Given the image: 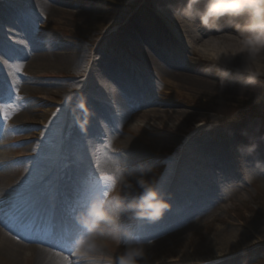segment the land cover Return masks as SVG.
Wrapping results in <instances>:
<instances>
[{
  "label": "bare ground",
  "instance_id": "bare-ground-1",
  "mask_svg": "<svg viewBox=\"0 0 264 264\" xmlns=\"http://www.w3.org/2000/svg\"><path fill=\"white\" fill-rule=\"evenodd\" d=\"M10 1V0H9ZM23 2V7L30 12V15L43 14L45 19H52L53 21H65L71 25H83L90 29H94L100 33L116 31L124 44L131 49V51L141 59L155 73V76L163 82L164 87L162 91H167L170 88H178L188 90L191 92L197 91L201 93H217L226 92L238 89L241 85L237 82L238 79H242L236 71L232 72V75L227 80V86L222 90L219 88V77L215 72L205 73L202 71L203 67L208 63L199 58V56L193 51V44H204L208 47H223L231 49L239 46L240 36L236 30L231 27L226 18L222 17L219 21V29H206L199 25V21H195L196 32H193L191 28L181 19H178L173 10L181 7L185 0H145L152 9H154L155 20L154 23L148 24L147 27L142 28L140 22L135 19V14H129L127 9L130 8L138 0H20ZM207 0H201L198 7L203 8ZM14 6L9 4H0V31L9 35L10 40L17 44H21L22 52L16 56L18 60L22 62V66H26L32 72H40L38 75L43 76L46 74L57 75L61 69L74 67L76 72L84 70V80L82 82L81 90L75 93L74 99L76 103L79 99L86 96L87 91L91 90L94 95L99 96L111 102V106L108 103H103L105 108H109L114 112H122L124 114V120L127 122L128 118L134 120L135 118H145L151 121H161L167 119L176 123L178 120H187L188 114L183 111L168 112L159 111L156 108H161L163 105L154 104L149 101L148 96H145L141 100L138 97H133V83L129 82V91L124 88L125 81H134V78L126 77V75L119 73V69L112 68L108 61L98 58L96 52H92L88 57L83 54L81 48L76 44L65 43L63 41L50 42L42 40H28L27 34L24 32V23H16L13 10H10ZM143 5L140 7L142 9ZM9 10L11 12H9ZM49 21V20H48ZM16 23V24H15ZM37 25V24H36ZM86 25V26H85ZM27 26V25H25ZM118 36V35H117ZM21 39H26L25 43L20 42ZM76 45V46H74ZM180 47V48H179ZM185 49L181 54L180 49ZM9 51V50H8ZM14 59V57H13ZM87 59L89 60L87 63ZM241 56L237 55L231 63L227 65L230 70L237 69L241 64ZM86 63L85 67L81 66ZM7 83L13 85L16 89H27V91H36L40 94L58 95L61 94L57 84H52V88H29V83L22 79L12 78L5 74ZM119 83L120 92L116 93L112 91L113 83ZM81 83V82H80ZM24 84V85H23ZM42 85V84H41ZM264 87V76L260 77L257 86ZM26 91V92H27ZM82 94V95H81ZM71 95V94H70ZM138 95V93H137ZM46 98H51L47 96ZM173 105V106H172ZM172 107L177 105L174 103ZM86 108L88 109L87 105ZM28 111V110H26ZM104 110L97 112L95 117H89V122L86 126L85 133L79 132L84 135L82 141V150L80 152L81 159L76 161L71 166L75 169L73 173L80 174V172H86L89 169L96 168V161L99 156L104 153L96 150V143L91 141V136L99 133L102 127H105L102 113ZM77 114L80 112L77 110ZM75 113V114H76ZM23 118L27 117V114H22ZM196 120V119H195ZM220 129L223 130V139L216 143H200L199 151L204 156L210 158L211 166L220 174L225 168V145L229 142L234 145L241 144L249 145L255 143L257 145L256 150L251 155H245L249 169L256 174V176L264 183V165L258 166L257 161L264 162V136L258 135L252 131V127L247 124L242 126L241 121H231L220 124ZM205 128H211L208 125ZM129 130L142 132L140 127L130 126ZM152 128L150 133L155 134ZM105 137H112L110 131H106ZM177 130L174 127L171 131L167 132V135L159 136L161 141L165 145L174 146L179 141V136L176 134ZM115 137V136H114ZM173 137H177L173 139ZM140 145L146 146L144 138H140ZM195 142L193 136H189L183 140L184 146H192ZM51 142H48L49 144ZM61 147H64L63 142H58ZM122 144L120 148V154H111V156L117 159L128 169L133 168L135 175H139V170L136 169L141 162L147 161V155L140 146H135L129 142L120 140ZM196 144V143H195ZM47 153L46 157H39L36 166L25 165L26 173L18 175L17 172L13 176L9 171H0V264H39L40 248H47L51 251H62L61 257L68 255L67 248L64 247L62 234L58 236L57 231L52 228L48 230L44 229V235L50 234L49 241L43 240H26L32 239L31 237H25L24 239L15 238L14 229L5 222L3 219L11 217L20 219L26 216V212L30 207L28 204L34 206V198L39 193L37 190V179H30L37 175L40 170L42 176L48 173L50 168V162L52 157V151L45 146L42 149ZM242 154V152H241ZM0 154V169L5 165H8L6 158ZM3 158V159H2ZM23 159H25L23 157ZM30 160V159H28ZM3 161V163H1ZM16 163L21 161L20 157L15 158ZM24 161V160H22ZM68 163V162H67ZM66 163V164H67ZM68 166V165H67ZM69 169V167H67ZM68 174V171L65 170ZM74 171V170H72ZM173 172H167L165 175H160L157 179V190L161 188H167L169 194L165 198L168 202L176 200L177 202H183L184 208L180 210L179 214L170 216L166 211L164 215L158 221L149 223L142 219L130 220L129 226L132 231L138 230L139 234H134L136 238L145 242L152 241V245L148 247V264H155L156 258L159 254H162L165 250H172L174 246H184V242L188 235L193 234L195 230L203 226L207 222L217 221L220 224L223 223L219 213L225 207L223 204L225 195L221 191L213 187L204 189L198 194L194 191L185 194H175L174 188L182 185V181H175L173 183V190L170 189V179ZM223 175V173H222ZM38 176V177H39ZM68 179V175H65ZM225 175L221 178L223 181ZM220 181V182H221ZM65 179H59V185L65 184ZM80 183V182H79ZM183 183V182H182ZM68 184V183H67ZM71 184V182L69 183ZM68 184V185H69ZM72 186V184H71ZM70 186V187H71ZM219 189V188H218ZM69 188H65L64 191ZM218 191V192H217ZM75 192V191H73ZM133 193V192H131ZM50 198H55L53 204L56 206L57 200L60 199L58 195H49ZM38 198V197H37ZM42 209H46L44 206V199H37ZM228 202V201H227ZM52 203L50 207L55 209L54 213L58 214L60 208L55 207ZM4 205V206H3ZM14 217V218H13ZM73 228L74 239L82 232L81 227L75 222ZM52 225V224H51ZM252 236L246 233L239 232L232 227H223L219 229H211V235L203 242L206 245L203 247L198 246L193 249L194 252L191 255H186L180 264H244V259L250 251H254L257 248L264 252V236L260 234V230L254 229ZM71 235V234H70ZM69 235V236H70ZM58 236V237H57ZM248 237H252L254 241H248ZM214 238V240H212ZM212 241V242H211ZM211 243V244H210ZM189 247L194 246L191 242H188ZM203 249V250H202ZM65 251V252H64ZM108 252L115 256V252L112 246L108 249ZM187 252V251H186ZM72 253V252H70ZM196 253L204 255L205 258L197 261H191L190 257L195 256ZM64 254V255H63ZM206 255H208L206 257ZM71 264H79L77 259L70 256ZM60 264H64V261H60ZM158 264H163L159 262ZM179 264V263H178Z\"/></svg>",
  "mask_w": 264,
  "mask_h": 264
},
{
  "label": "rangeland",
  "instance_id": "rangeland-1",
  "mask_svg": "<svg viewBox=\"0 0 264 264\" xmlns=\"http://www.w3.org/2000/svg\"><path fill=\"white\" fill-rule=\"evenodd\" d=\"M143 3L144 7L140 9ZM0 4L14 6L10 9L14 12L12 17L15 18L16 23L27 25L23 26L28 40L63 41L72 45L76 44L87 57L92 52H96L98 58L108 61L112 68L121 71L119 73L126 75L127 78H134V81H130L134 87L133 97L143 100L145 90V96H148L151 103L163 105L161 108H156L157 110L183 111L188 114L187 120L180 119L176 123L167 119L159 123L145 118H135L134 120L128 118L126 122L123 119L124 114L122 112H114L109 108H105L103 103H108L113 108L111 102L99 98L91 90L87 91L86 97L84 96L89 117H95L98 111L104 110L102 116L105 127H102L103 131L91 136V141L96 143L95 148L97 151L101 149L104 152H110L111 150L104 146L111 140V148L115 149V151H111V154H120L122 146L120 140L129 142L142 147L145 151L147 161L143 160L140 165L151 169L147 172V176L154 177L156 180L160 175L172 171L173 174L170 179V189L172 190L174 188L173 183L176 180L183 182H181L182 185L174 188L175 194H188L190 191L198 194L207 189L208 186H214V189L216 186V190H219L221 195V191L228 192L223 197L225 207L219 213L221 220H223L222 224L217 221L203 224L185 239L194 246L189 247L188 242H184L183 247L174 246L172 250H165L157 256L155 264L159 262L163 264H180L185 254L191 255L195 247L206 245V242L202 240L210 237L211 229L217 230L230 226L239 232H247L249 236H252L254 229H258L261 236H264V183L249 169L244 154L237 150L238 146L242 145H234L232 142H229L228 146L225 145L226 168L220 174L211 166L210 158L204 156L198 150L200 143L209 144L212 141L215 143L221 141L224 131L220 129L219 125L231 121H241L242 126L247 124L252 127L254 133L264 136L263 86H256L254 94L247 91L241 93L240 86L232 91L205 94L175 87L162 91L163 82L155 76L152 69L124 44L116 31L100 33L88 28L86 25V27L80 24L71 25L65 21H53L50 18H48V21L43 14L31 16L20 0H0ZM15 7L18 9H15ZM10 10L9 12H11ZM127 11L129 14H135V19L140 22L142 28L154 23V9L146 4L145 0H138ZM25 40L21 39L20 42L24 44L27 41ZM15 43L10 40L9 35L0 31V48L4 52L19 49L21 53V44L17 45ZM180 51L182 54L185 49L182 48ZM88 61L87 59L86 63ZM86 63L81 66L85 67ZM73 68L61 69L59 74L52 75L53 77L50 74L40 76L38 75L40 72L36 71L34 73L26 66H22V62L16 56L14 59L8 56L0 57V154L8 162V165H5L0 171H9L13 176L18 171V175H23L26 173L25 165L36 166L39 157L48 156L47 153H41V151L44 152L42 149L45 146L49 149L48 152H53V158L48 160L51 167H54V162L57 161H60L62 163L61 167H63L65 161L74 165L76 161L81 159L80 152L84 135L79 134L82 131L78 126L76 117L79 115L83 119V113H76L77 110L74 106L77 103L74 101V96L77 91L81 90L84 70L76 72V69ZM5 74L29 83L27 86L29 88L53 89L52 84H57L61 94H46L45 96L36 91L16 89L13 85L7 83L4 77ZM111 85L112 91L120 92L119 83L114 82ZM127 87L124 86L126 89ZM129 88L127 90L132 92ZM66 94H71L69 102H65L63 99ZM47 96L51 98H46ZM174 103L177 105L176 107H172ZM23 113L24 115L27 114L26 118H23ZM54 113L56 115H53ZM110 118L113 122L109 120ZM131 125L140 127L142 132L129 130ZM207 125L211 128H205ZM153 127L156 128L154 130L155 134L158 133L159 136L167 135V132L174 127L177 130L176 134L180 135L179 141L174 146L165 145L161 142L162 138L150 133ZM104 129L110 131L112 137H105L106 132H104ZM83 133L85 132L83 131ZM189 136H193L195 142L192 146L187 147L182 142ZM140 138L145 139L146 146L140 145ZM175 138L177 137H173V139ZM59 141L65 143L64 147H61ZM48 142L51 143L47 144ZM16 157H20L21 161L16 163L14 160ZM23 162L29 163L24 165ZM71 168L75 172L72 166L69 172L72 173ZM136 169L139 170L138 166ZM222 173L225 175L223 181H221ZM40 174L41 170L30 179L39 180L42 178L39 176ZM75 177L78 180L76 185L81 187V194L77 196L80 204L86 202L87 198L93 193L104 191L97 168L94 170L89 169L86 172L82 171L80 174H76ZM79 180L81 183H79ZM118 191L126 202L133 199L135 195L130 191ZM159 192L164 198L169 194L167 188H161ZM77 194L78 190L75 191V195ZM169 204L170 208L167 212L170 216L179 214V211L184 208V203L176 200L169 202ZM75 207L79 209L76 204ZM6 220L7 218L4 219V221ZM121 221L132 234L140 232L130 229L131 225L129 226V219L126 215L121 217ZM248 239L251 242L255 240L252 237H248ZM112 248L115 255L120 251L114 245H112ZM204 258V255L196 253L195 256L190 257V260L197 261ZM243 259L244 264H264V252L257 248L250 251Z\"/></svg>",
  "mask_w": 264,
  "mask_h": 264
},
{
  "label": "clouds",
  "instance_id": "clouds-1",
  "mask_svg": "<svg viewBox=\"0 0 264 264\" xmlns=\"http://www.w3.org/2000/svg\"><path fill=\"white\" fill-rule=\"evenodd\" d=\"M200 3L201 0H185L173 14L193 32H196L197 20L206 29H219V21L224 17L240 36L239 46L231 49L193 44V51L208 62L202 71L215 72L221 90L236 71L242 77L237 81L241 93L254 94L260 77L264 76V0H207L203 8L198 7ZM237 55L241 56L242 62L237 69L230 70L227 65ZM63 99L69 102L71 95L66 94ZM74 108L83 113V119L79 115L76 119L81 131H85L89 122L86 100L79 99ZM111 145L110 140L104 147L115 151ZM256 147L252 143L238 146L237 150L251 155ZM256 164L261 166L264 162L257 161ZM95 166L102 177L104 191L93 193L74 214L73 219L82 232L71 241L72 256L79 264H148L147 249L153 242L136 238L124 227L121 217L126 215L130 220L154 223L170 208L169 202L157 190L155 178L147 176L150 168L139 165V175H135L108 152L98 157ZM118 190L135 195L126 202ZM112 245L120 249L115 257L108 252ZM39 252V264H60L61 260L67 264L66 257H61L58 252L47 248H40Z\"/></svg>",
  "mask_w": 264,
  "mask_h": 264
},
{
  "label": "snow or ice",
  "instance_id": "snow-or-ice-1",
  "mask_svg": "<svg viewBox=\"0 0 264 264\" xmlns=\"http://www.w3.org/2000/svg\"><path fill=\"white\" fill-rule=\"evenodd\" d=\"M18 55H20V50L19 49H13V50H10L8 52H4L2 50V48H0V57L8 56L9 58H13V57L18 56ZM53 115H56V114L54 113ZM82 134H83V131H82ZM101 179H102V177L99 174V180L101 181ZM6 226H9V225H6ZM15 227H17V228H23L24 227V224H23L22 221H18L17 224L15 225ZM56 252H58L59 254H61L59 251H56ZM71 255H72V253H69L68 255H65L64 256V257H66L67 264H71V260H70V256Z\"/></svg>",
  "mask_w": 264,
  "mask_h": 264
}]
</instances>
